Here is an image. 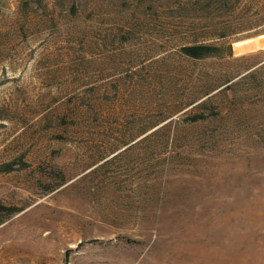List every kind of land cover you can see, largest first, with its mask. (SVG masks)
<instances>
[{
	"label": "rangeland",
	"instance_id": "1",
	"mask_svg": "<svg viewBox=\"0 0 264 264\" xmlns=\"http://www.w3.org/2000/svg\"><path fill=\"white\" fill-rule=\"evenodd\" d=\"M0 206V264H264V0H0Z\"/></svg>",
	"mask_w": 264,
	"mask_h": 264
},
{
	"label": "trees",
	"instance_id": "2",
	"mask_svg": "<svg viewBox=\"0 0 264 264\" xmlns=\"http://www.w3.org/2000/svg\"><path fill=\"white\" fill-rule=\"evenodd\" d=\"M182 50L187 56L195 58V59L206 58L209 56H217L221 52V48L219 46H212V45H205V44L184 46L182 48ZM188 117H190L189 120L191 122L196 123V122L204 119L206 117V115L197 113L194 115H190ZM146 137L147 136H145V138ZM12 169H14L12 164H7V171H10ZM0 209H6V208H1V206H0ZM9 214H11V213H9ZM66 264H68V263L66 262Z\"/></svg>",
	"mask_w": 264,
	"mask_h": 264
}]
</instances>
